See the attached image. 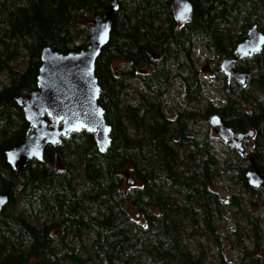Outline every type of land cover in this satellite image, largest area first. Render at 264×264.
Listing matches in <instances>:
<instances>
[{
  "label": "trees",
  "instance_id": "1",
  "mask_svg": "<svg viewBox=\"0 0 264 264\" xmlns=\"http://www.w3.org/2000/svg\"><path fill=\"white\" fill-rule=\"evenodd\" d=\"M190 1L192 19L179 25L172 0H120L96 69L99 102L112 126L107 152L82 130L18 172L5 151L30 128L17 98L38 89L43 48L87 49L93 18L104 17L112 0H0V193H10L0 213V264H213L204 243L192 242L219 238L221 221L236 210L243 264H264L256 253L264 188L246 177L250 156L264 173V49L236 65L251 71L245 88L219 67L222 58L236 56L249 27L264 32V0ZM196 43L217 56L222 104L205 94ZM174 77L199 108H177L171 116ZM214 114L235 131H256L242 158H221L216 147H231L201 131V119ZM130 177L134 183L126 186ZM222 181L240 184L245 200L233 189L224 199L214 188ZM247 236L253 250L244 245Z\"/></svg>",
  "mask_w": 264,
  "mask_h": 264
},
{
  "label": "water",
  "instance_id": "2",
  "mask_svg": "<svg viewBox=\"0 0 264 264\" xmlns=\"http://www.w3.org/2000/svg\"><path fill=\"white\" fill-rule=\"evenodd\" d=\"M119 8L120 0H112L104 17L97 15L93 18L90 26L92 42L87 49L62 53L49 46L43 48L38 89L30 96L17 98L30 128L21 143L5 151L7 161L15 171H23L33 161H42L48 146L57 147L62 137L82 130L93 134L100 152H107L112 140V126L99 102L102 87L96 69L103 48L110 41L113 18ZM193 8L190 0H172L173 14L179 24L185 25L191 21ZM247 35L237 45V55L224 57L220 64L227 80L231 82L234 78L243 88L248 85L251 71L236 68L237 63L260 54L264 49V32L257 24L248 29ZM209 122L224 144L240 154H246L245 140L255 137L254 129L235 131L219 114L212 115ZM249 162L251 166L246 173L249 184L264 188V173L255 157L251 156ZM129 182L134 183L132 177ZM9 199V192L0 193V213ZM136 216L139 217L140 212Z\"/></svg>",
  "mask_w": 264,
  "mask_h": 264
},
{
  "label": "rangeland",
  "instance_id": "3",
  "mask_svg": "<svg viewBox=\"0 0 264 264\" xmlns=\"http://www.w3.org/2000/svg\"><path fill=\"white\" fill-rule=\"evenodd\" d=\"M194 57L196 59V65L198 69H200L202 82L205 86V94L207 97L216 104L223 103V91H222V80L217 76L216 73V59L214 53L210 51L205 45L196 43L195 50H193ZM221 63V62H220ZM22 64V63H20ZM19 64V65H20ZM220 67V65H219ZM225 76V75H224ZM1 78L3 81L6 79V75L2 74ZM133 86V91L138 93V88H141V84L138 80H130ZM184 88L185 83L182 78L174 77L172 80V88L170 89V93L167 98L170 102V106L168 107V111L171 116H174L175 112L184 109H195L199 108L197 103L188 102L184 97ZM136 95H133V98H136ZM200 128H202V132H211L213 136L217 137L216 132L211 127L209 120L201 119ZM245 145L247 150H250L254 146V139H250L245 141ZM217 153L221 158L224 159H232L238 160L242 158L243 155L236 152L233 148L226 149L222 144L216 147ZM128 181L126 182V186H128ZM232 186H230L229 182L222 181L216 182L214 188L223 196L224 199L228 200L230 197V191L232 189L240 194L242 200H245L246 194L244 190L241 188L240 184L230 182ZM132 215L137 212V209L134 207H129ZM236 210V209H235ZM237 211V210H236ZM236 211H231L225 220H222L220 223V231L217 233L218 237H214L213 240L206 237L205 239L194 240L192 245H197L200 242L204 243L206 248L205 254L209 256V262L213 264H243L244 261V253L243 246L238 244L236 241L235 231L237 228L235 217L238 215ZM260 212V217L262 219V227H263V238L260 241V246L257 248L256 253L259 255L258 259L261 261L264 257V203H262L261 207L257 209ZM140 218V216H139ZM239 220V219H238ZM237 220V221H238ZM248 234V233H246ZM247 242L244 243L247 249H254V242L247 236ZM189 243V242H188Z\"/></svg>",
  "mask_w": 264,
  "mask_h": 264
},
{
  "label": "flooded vegetation",
  "instance_id": "4",
  "mask_svg": "<svg viewBox=\"0 0 264 264\" xmlns=\"http://www.w3.org/2000/svg\"><path fill=\"white\" fill-rule=\"evenodd\" d=\"M21 106V105H20ZM24 111V110H23ZM176 113V112H175ZM30 126V125H29Z\"/></svg>",
  "mask_w": 264,
  "mask_h": 264
}]
</instances>
